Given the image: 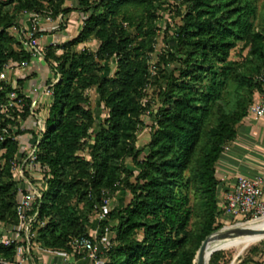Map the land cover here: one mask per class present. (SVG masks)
Returning <instances> with one entry per match:
<instances>
[{
  "label": "trees",
  "instance_id": "obj_1",
  "mask_svg": "<svg viewBox=\"0 0 264 264\" xmlns=\"http://www.w3.org/2000/svg\"><path fill=\"white\" fill-rule=\"evenodd\" d=\"M76 12L78 35L42 51L51 94L37 103L25 81L10 77L41 52L24 46L27 26L18 19L38 14L63 23ZM164 13L178 26L172 33L167 22L164 40L172 36L176 46L158 53ZM92 40L97 49L78 50ZM91 90L106 111L100 119ZM262 93L264 0H0V227L20 224L19 186L40 180L42 195L30 211L35 243L88 256L75 242L94 241L89 226L102 210L95 205L128 193L129 202L99 222L94 243L102 264H194L223 228L218 164ZM149 111L150 140L138 148ZM263 250L253 246L242 264ZM17 253L16 244L0 242V264L16 262ZM225 257L216 251L209 264Z\"/></svg>",
  "mask_w": 264,
  "mask_h": 264
},
{
  "label": "built area",
  "instance_id": "obj_2",
  "mask_svg": "<svg viewBox=\"0 0 264 264\" xmlns=\"http://www.w3.org/2000/svg\"><path fill=\"white\" fill-rule=\"evenodd\" d=\"M44 22L53 23L54 20L51 17L44 20L38 14L32 16L27 30L21 31L23 37L24 35L26 37L23 38L22 41L25 47L35 51L38 50V46L44 35L41 34V36H38L37 33L38 30H43ZM21 33L19 34L21 35ZM44 93L45 95L51 94L49 86L45 89ZM10 96L13 101L17 100L16 105L21 104L22 100L19 99L16 92L11 93ZM13 104V102L10 103V105ZM250 114H253L256 117H262L264 115V93L260 95L259 100L251 107ZM14 164V169H18L20 177L24 179V169L18 162ZM38 182L39 180L34 184L28 182L29 187L27 188L22 184L19 186L17 213L21 221L20 224L10 226L8 228L0 227V232H2V234H0V242L6 246L16 244L18 246V253L16 257H18L20 252H23V254L30 252L32 245H36V232L31 231V227L36 220V214L30 215V211L32 210L33 205L36 204L37 199L42 195V182ZM104 204L105 205L103 206H99L98 204L95 205L96 209H102L97 216L99 222L105 218L110 200L105 198ZM223 209L225 210V216H229L230 218L239 217V220L244 221L237 223V225L246 224L250 221L264 222V176L254 178L239 176L234 187L225 194ZM31 240L34 242L31 243ZM96 240L97 239L95 238L94 241ZM94 241L88 237H81L76 240L75 248L80 251H86L88 253V257L92 261V264H102L100 249ZM25 259H27L26 256ZM15 263L18 264L19 261L16 260V262L12 264Z\"/></svg>",
  "mask_w": 264,
  "mask_h": 264
},
{
  "label": "rangeland",
  "instance_id": "obj_3",
  "mask_svg": "<svg viewBox=\"0 0 264 264\" xmlns=\"http://www.w3.org/2000/svg\"><path fill=\"white\" fill-rule=\"evenodd\" d=\"M261 1L262 0H260V2ZM68 3H69V5L72 4V2H70V1H68ZM74 16H76V17H74ZM74 16L73 15H69V14L66 15L67 19H71V21L70 20H68V21L66 20L63 23H62L61 17L59 16L57 19L54 20V22H56L55 24H53V25H55V28H53V26H48V27H50L51 31H49V30L45 31L48 34H46L41 39L40 44H39V48L41 50L40 56H38L39 59L37 58L39 61L42 60L41 62L44 63V57H43L44 54H43L42 51H44L45 48L49 44L52 43L50 34L53 31V29L56 30V33H58L57 36L59 37V39H57L55 43H62L63 41H70V40L74 39L78 35V33L80 31V28H81L80 24L82 23V17L79 14V12H76ZM22 17L23 16H21L18 19L19 23L23 24V26L21 25V28L22 27L25 28V26L29 27L30 20H26L25 21V20L21 19ZM28 19H30V18H28ZM167 22H169L172 25V29H171L172 33H175V32L178 31L177 24L175 25V23L172 21V19L169 16L168 13H164V15H162V18L160 20V26H161L162 32H160L159 42H158V44L156 46V49H157L158 53L161 52L168 45H170L172 48H174L176 46V40L172 36L168 37V40H167L168 42L164 40L166 34L164 33L163 29H165V27L167 25L166 24ZM44 24H45V26H47L46 22H44ZM25 29H27V28H25ZM14 32L16 33V35L18 34V30H15ZM87 47H90L91 49H97L98 43H97L96 40L89 41L86 44L79 45L78 46V50H83V49H85ZM105 65L107 67V69H106V74L107 75H109V74L114 72V66H115L114 61L106 62ZM42 66H43V64H42ZM42 66L35 73L29 72L30 69L28 71H26L27 68H25V69H15L14 71H10V77L11 78H15L14 79V83L16 82L15 80H17V77L19 78V76H21L23 81H25V80L26 81H28V80L31 81L32 80L31 78H34V76H36V78H34V79L39 81V83H40L39 87H41L33 95L35 97V99H36V102L38 101L37 103H40L39 99L41 100V103H44V102L48 101V97L44 93V91L48 87V85L45 84L44 82L47 81V76H48V74L51 73V71L47 67L49 72L46 73L45 71L42 70ZM174 68H175V66H171L170 70H172ZM10 70H12V69L10 68ZM43 73H44V75H42ZM32 83H33V87H32V89H29V90H35L36 88H34V86L37 87L36 82L33 81ZM152 92H153V90H150V93H152ZM90 94H91V98H92V107L95 109L96 114L99 115L98 119H100V118H102V117H104L106 115V111L105 110H101L100 107H99L100 105H99V98H98L97 92L95 90H91ZM40 120H42V119H40ZM152 123H153V115L151 114V111H149L146 114V116L144 117V126L142 127V129H141V131L139 133V138H138V143H137L138 148H142L150 140V129H151L150 126H151ZM96 127L99 128V120L97 122V126ZM127 163H128V165L130 167L133 168V163H132L131 160H128ZM39 182H40V180H39ZM220 182H222L221 179H220ZM221 193H224V194L227 193V191L224 190L222 186H220V194ZM129 200H130V195L128 193L117 194L115 197H113L111 199L110 204L108 206V210H111L112 208H123L124 205H126L129 202ZM221 203L223 205V201H221ZM239 219H240L239 217L230 218L229 216H227V217L224 216V218L222 220L223 227H225V226H234V225H237V223L244 222L243 220H239ZM97 222H99V219L95 218L93 220V222L89 226L90 236L92 238H94V239L95 238L98 239L99 235L101 233V230L99 228V223H97ZM96 223L98 224V226H97ZM242 225H244V224H242ZM112 237H113V234L110 231H107V235H106L105 241L109 242ZM247 238H250V237L241 238L243 243L238 245V246H234V247H231V246L230 247H225V245L228 244L229 241L223 242V243H216V244L213 245V248H217L218 246L221 247V246L224 245V247L220 249V250H223L225 252V254H226V257H225L226 260L224 262H222V264H242V261L244 260V258L248 254L249 250L253 246L260 245V246L264 247V237L255 238V239H251V238L247 239ZM37 246L40 247L39 244L35 245L34 247L37 248ZM43 250H40V252L38 254H39V257L42 256L41 258L43 259V264L44 263L47 264L45 262V260H44L45 258H43V256H47L48 257V254H47V252H44L45 250L44 251ZM31 251L33 252L32 249L30 250V252ZM75 254L76 253L70 254V255L68 254V255L70 257H75ZM25 256L28 257V252H26L24 254H23V252L19 253L18 257H16V260L19 261L18 264H30L29 259L27 258L28 260H26ZM29 256H30V254H29ZM33 257H34V255H33ZM227 261H228V263H227ZM103 262H104V260H102V263ZM64 264H69V263H68V261H65ZM249 264H264V250H263V253L261 255H258L257 257H255V262L254 263H249Z\"/></svg>",
  "mask_w": 264,
  "mask_h": 264
},
{
  "label": "crops",
  "instance_id": "obj_4",
  "mask_svg": "<svg viewBox=\"0 0 264 264\" xmlns=\"http://www.w3.org/2000/svg\"><path fill=\"white\" fill-rule=\"evenodd\" d=\"M66 20L71 21V19H67V17ZM55 23L56 22L47 23L46 25L53 26V28H55V25H53ZM48 28L50 30V27ZM50 35L52 42H56V40L59 39V37L57 36L58 33L56 32L52 31ZM38 59L36 58L35 60H33V64L30 65L26 69V71L30 69L29 72L35 73L39 68H41L43 64L42 70L48 73L49 70L47 69L45 63L41 62L42 61L41 59H40L41 61H39ZM42 75H44V73ZM49 77H52L51 73L48 74L47 79ZM34 78H36V76H34ZM34 78H31L32 80L31 79L30 80L32 82L33 81L36 82L37 87L34 86V88H36L35 90H29L32 89L33 87V83L31 81L25 80L24 82L26 90L29 92V94L32 97H34L33 96L34 93L38 91L39 88H41L39 87L40 86L39 81L35 80ZM18 79H22L21 76H19V78L17 77V80ZM44 83L46 84V82ZM25 139L30 142V140L27 137ZM217 175L222 180L220 186H222L223 189L226 190L227 192L234 187L239 176H247L251 178L264 176V115L262 117H256L255 115L250 114L242 122L238 130L237 139L226 149V151L221 157V160L218 164ZM224 197L225 194L221 193L220 199L223 202H224ZM31 249L33 250L34 253L32 251L28 252V257H26L29 259L30 264H43V259L41 258L42 256L39 257L38 254L40 250L43 249L45 250L43 251L47 252L48 254V257L43 256L47 264H64L65 261H68L69 264H92V261L88 256L70 257L66 253L59 251H52L46 248H42L41 246L40 247L37 246L36 248L34 247V245L31 247ZM29 254L31 257L29 256Z\"/></svg>",
  "mask_w": 264,
  "mask_h": 264
},
{
  "label": "water",
  "instance_id": "obj_5",
  "mask_svg": "<svg viewBox=\"0 0 264 264\" xmlns=\"http://www.w3.org/2000/svg\"><path fill=\"white\" fill-rule=\"evenodd\" d=\"M264 236V222L259 225H234L225 226L219 231L212 234L202 245L201 250L194 264H209L211 255L219 251L221 247L213 248L216 243H223L231 240L241 239L244 237ZM227 247V244L225 245Z\"/></svg>",
  "mask_w": 264,
  "mask_h": 264
},
{
  "label": "bare ground",
  "instance_id": "obj_6",
  "mask_svg": "<svg viewBox=\"0 0 264 264\" xmlns=\"http://www.w3.org/2000/svg\"><path fill=\"white\" fill-rule=\"evenodd\" d=\"M262 222H256V221H250L244 225H251V226H255V225H259L261 224ZM242 226V225H241ZM260 237H264V236H252L250 237L251 239H255V238H260ZM250 238H247V239H250ZM246 241V240H245ZM243 241L241 239H236V240H231L229 241V243L227 244V247H234V246H238L240 244H242ZM224 246V245H223ZM219 247V246H218Z\"/></svg>",
  "mask_w": 264,
  "mask_h": 264
}]
</instances>
